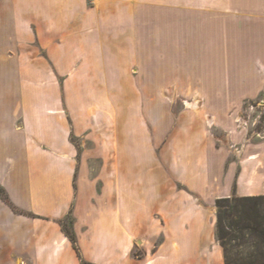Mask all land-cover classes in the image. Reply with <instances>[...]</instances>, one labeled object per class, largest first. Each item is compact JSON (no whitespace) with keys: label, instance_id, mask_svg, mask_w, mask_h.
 <instances>
[{"label":"crops","instance_id":"obj_1","mask_svg":"<svg viewBox=\"0 0 264 264\" xmlns=\"http://www.w3.org/2000/svg\"><path fill=\"white\" fill-rule=\"evenodd\" d=\"M19 40L63 41L55 79L4 47ZM257 65L264 0H0V264H81L66 218L92 264H224L203 180L264 189L241 187L259 175L235 174L206 119L262 96ZM174 85L203 109L167 113Z\"/></svg>","mask_w":264,"mask_h":264},{"label":"rangeland","instance_id":"obj_2","mask_svg":"<svg viewBox=\"0 0 264 264\" xmlns=\"http://www.w3.org/2000/svg\"><path fill=\"white\" fill-rule=\"evenodd\" d=\"M63 41H49V40H19V41H4V47L14 48L19 52H29V58L37 61L36 69L44 68L48 70V66L53 68L52 79H55L53 72L54 65L47 58V52L57 54L59 53V44ZM65 42V41H64ZM91 40L85 41L90 43ZM23 58V56H20ZM27 57V56H26ZM17 58V57H16ZM19 58V57H18ZM45 58L47 63L44 62ZM261 74H264V66L257 65ZM67 72V71H66ZM76 71H68L72 79L76 77ZM61 73V72H60ZM64 74L65 71H62ZM58 75V79H63L67 75ZM33 78H44L43 75L33 73ZM37 92L39 89H36ZM75 88H68V91H73ZM150 90V89H149ZM159 96L164 101L163 108L170 114H176L182 111L196 112L203 109V100L201 93L197 88L191 86H169L160 89ZM233 112V113H232ZM222 122V121H221ZM209 130L212 133L213 140L217 146H225L228 150L229 164L236 161L235 174L242 172L247 176L249 174L259 175L257 179H248V182L241 183L244 189L247 186L259 187L264 189V90L262 96L258 99L248 101L233 107L229 121L215 129L216 124L212 117L206 119ZM77 143L79 140L72 139ZM230 168H228L229 170ZM203 180L202 188L205 190L203 205L207 209L208 219L212 223L211 227V251L215 256L219 249L218 242L215 236V200L221 197L230 190V179H210ZM248 190V189H246ZM245 190V191H246ZM208 221V222H209ZM67 226H70V218H66Z\"/></svg>","mask_w":264,"mask_h":264},{"label":"trees","instance_id":"obj_3","mask_svg":"<svg viewBox=\"0 0 264 264\" xmlns=\"http://www.w3.org/2000/svg\"><path fill=\"white\" fill-rule=\"evenodd\" d=\"M1 197L7 196L0 188ZM61 226L81 260L75 235L65 220ZM215 236L224 264H264V194L221 197L215 200Z\"/></svg>","mask_w":264,"mask_h":264},{"label":"built area","instance_id":"obj_4","mask_svg":"<svg viewBox=\"0 0 264 264\" xmlns=\"http://www.w3.org/2000/svg\"><path fill=\"white\" fill-rule=\"evenodd\" d=\"M87 2L89 3H94V2H97V1H100V0H86Z\"/></svg>","mask_w":264,"mask_h":264}]
</instances>
